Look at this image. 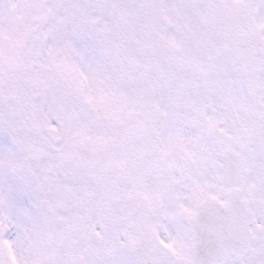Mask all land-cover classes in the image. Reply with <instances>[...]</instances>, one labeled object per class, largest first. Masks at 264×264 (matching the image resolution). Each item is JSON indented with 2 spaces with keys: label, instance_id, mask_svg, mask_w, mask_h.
<instances>
[{
  "label": "snow or ice",
  "instance_id": "snow-or-ice-1",
  "mask_svg": "<svg viewBox=\"0 0 264 264\" xmlns=\"http://www.w3.org/2000/svg\"><path fill=\"white\" fill-rule=\"evenodd\" d=\"M0 264H264V0H0Z\"/></svg>",
  "mask_w": 264,
  "mask_h": 264
}]
</instances>
